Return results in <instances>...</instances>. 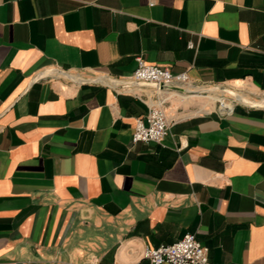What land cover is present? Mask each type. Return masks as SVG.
Returning a JSON list of instances; mask_svg holds the SVG:
<instances>
[{
    "label": "crops",
    "instance_id": "crops-1",
    "mask_svg": "<svg viewBox=\"0 0 264 264\" xmlns=\"http://www.w3.org/2000/svg\"><path fill=\"white\" fill-rule=\"evenodd\" d=\"M137 55L263 94L264 0H0V264H149L186 232L264 264V106L169 92L167 135L132 143L152 88L50 72L121 81Z\"/></svg>",
    "mask_w": 264,
    "mask_h": 264
},
{
    "label": "built area",
    "instance_id": "built-area-1",
    "mask_svg": "<svg viewBox=\"0 0 264 264\" xmlns=\"http://www.w3.org/2000/svg\"><path fill=\"white\" fill-rule=\"evenodd\" d=\"M187 47L193 49L195 43L188 41ZM135 61L136 67L129 78L121 82L142 83L136 85L137 87H149L146 84L153 83L156 87H149L152 88L153 93L145 94L144 98H141L147 105V112L144 116L135 118L131 141L132 143L150 141L160 143L167 135L170 126L164 111L166 93L176 91L172 88L195 90L204 88V85L192 82L185 71L174 73L169 67L147 62L140 55L135 56ZM159 85L162 88H159ZM231 102L233 106L229 110L220 112L218 108L220 115H227L233 111L236 104L232 100ZM220 105H222L221 102H219ZM208 253V247L201 244L194 233L186 232L180 239L169 244L159 246L144 244L140 249L139 258L147 260L149 264H209Z\"/></svg>",
    "mask_w": 264,
    "mask_h": 264
},
{
    "label": "rangeland",
    "instance_id": "rangeland-1",
    "mask_svg": "<svg viewBox=\"0 0 264 264\" xmlns=\"http://www.w3.org/2000/svg\"><path fill=\"white\" fill-rule=\"evenodd\" d=\"M74 74H77V75H80V76H83V78H90V77H93L89 74H86V73H80V72H74ZM214 86H221V87H227L229 88L231 91H234V92H237L238 94H240L241 92H244L246 95H247V99L246 100L247 102L251 103V104H254L256 102H258L260 99H263L264 98V92L263 94H259L258 96H253L251 94H249L248 92H245L244 90H237V89H234L232 87H229L227 85H223V84H211V85H204L203 87L204 88H212ZM193 96H199L200 98V101L195 104L194 106H190L189 109H192V110H199L201 112H216L219 114V110H218V107H219V102H217L215 99H217L218 97L213 93V92H206V93H203V94H199V95H196V94H193V93H190V95H187L186 97H184L185 99H188V98H191ZM222 98H226L227 100H232L234 101L235 104H239V102H237L236 100H234V98L232 96H230L229 94L227 93H224Z\"/></svg>",
    "mask_w": 264,
    "mask_h": 264
},
{
    "label": "water",
    "instance_id": "water-1",
    "mask_svg": "<svg viewBox=\"0 0 264 264\" xmlns=\"http://www.w3.org/2000/svg\"><path fill=\"white\" fill-rule=\"evenodd\" d=\"M50 72L52 73H56L60 76H63L65 78H68V79H71L73 81H76V82H86V81H101L103 80L104 78L107 79V81L114 85V86H121V87H125V86H136V85H141L142 83L140 82H133V83H126V82H121L119 80H115V79H112L108 76H96V77H93V78H87V79H82V80H76V79H73L71 77H68L69 76V72H65L63 70H58V69H53L51 70ZM44 74V73H43ZM147 86L149 87H156L155 84L153 83H150V84H146ZM159 88H162L161 85H159ZM173 90H176V91H179V92H182V93H187V94H190V93H198V94H203V93H206L208 92L209 90H212V89H220V90H223L225 91L227 94H229L230 96H232L234 98V100H236L237 102H239L233 94H230L231 93V90H229V88L227 87H221V86H214L212 88H200V89H195V90H188V89H183V88H172ZM241 104H244L242 102H239ZM246 105V104H244ZM248 106V105H247ZM251 107H260V106H255V105H249Z\"/></svg>",
    "mask_w": 264,
    "mask_h": 264
},
{
    "label": "bare ground",
    "instance_id": "bare-ground-1",
    "mask_svg": "<svg viewBox=\"0 0 264 264\" xmlns=\"http://www.w3.org/2000/svg\"><path fill=\"white\" fill-rule=\"evenodd\" d=\"M68 77H71L73 79H76V80H82L84 79L83 77H78L77 74H72L70 73ZM230 90V89H229ZM208 92H213L218 98L215 99L217 102H221L222 105H220L218 108L220 109V112H224L226 110H229L232 108L233 104L230 100H227L226 98H222L223 94L226 93L225 91L223 90H220V89H212V90H209ZM171 93L173 94H177L179 96L180 99H185L184 97H186L187 95H190V94H187V93H181V92H177V91H172ZM149 94V93H148ZM196 95H199L198 93H194ZM230 94H233L234 97L239 100L240 102L246 104V105H255V106H264V98L263 99H260L258 102L254 103V104H251L249 102H247L246 100H248L247 98V95L244 93V92H241L240 94H238L237 92H234V91H231Z\"/></svg>",
    "mask_w": 264,
    "mask_h": 264
}]
</instances>
